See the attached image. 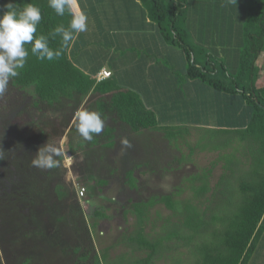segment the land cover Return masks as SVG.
Wrapping results in <instances>:
<instances>
[{
  "label": "trees",
  "instance_id": "16d2710c",
  "mask_svg": "<svg viewBox=\"0 0 264 264\" xmlns=\"http://www.w3.org/2000/svg\"><path fill=\"white\" fill-rule=\"evenodd\" d=\"M9 3L17 9H22L26 3L41 9L42 20L36 37L48 36L61 25L67 28L72 19L67 12L63 17L57 16L48 6V0H0V16L7 11ZM117 3L120 4L118 7ZM76 4L74 7L88 16L87 31L74 34L61 57L53 61L38 60L30 53L31 45H25L29 49L27 63L20 75L10 80L8 87L31 98L26 109L29 112L43 113L44 106L53 108L63 100L79 103L89 95L94 97V110L102 114L106 123L104 130L90 144L109 150L114 148L117 130L131 133L159 131L168 142H176L186 137L190 128L201 127L214 119L213 123L223 127L214 128L209 135L210 149L223 150L236 143V147L244 148L243 153L249 159L246 169H242L243 164L234 157L233 153L237 152L234 149L233 153L218 158L225 159L224 169L230 172V175H222L219 185L224 189L219 193L227 196L224 207L235 205V212L213 216L212 221L205 220V212L197 206L186 203L180 207L174 199V192L151 195L140 201L128 199L120 206L119 214L124 220L128 214L134 216L136 227L125 240L134 246V252H146L131 264H154L163 242L148 239L145 226L150 209L164 205L173 214L183 216L181 226L192 234L185 236L187 243L214 221L221 225L220 230L212 229L193 245L195 264H249L256 248L259 253L264 250V99L257 87V81L263 77V68L255 67L264 48V0H77ZM104 5L113 10L115 19L123 16L128 27L121 29L119 24L109 21V17L103 20L107 16ZM212 27H221L217 30L229 33L231 37L229 40H220L219 37L220 43L216 45ZM237 34L240 37L238 42L235 40ZM140 35L142 43L136 38ZM145 38L148 40L147 50H154L159 44V48L166 51L164 57L156 49L154 54L160 56L153 59L143 48ZM119 40L124 42V47L138 48L124 55V63L117 62L112 54L108 55L109 50L118 46ZM49 44L58 49L62 46L61 38H50ZM97 44L99 48L95 47ZM219 46L221 49H217ZM231 51L235 52L234 55L230 54ZM169 57L173 58L171 64L167 60ZM147 58L153 60L154 67H148L153 76L159 74L165 78L164 104L158 96V86L152 87L147 82L143 85ZM102 71L109 72L110 76L96 81L95 76ZM216 71L225 74L233 87L214 77ZM125 78L128 81H124ZM195 81L197 84L193 83ZM190 85L196 87L194 101L188 92ZM211 93L239 97L229 104L232 108L229 121L218 122L217 119H225L221 109H211L205 100L200 99V94L206 99ZM238 113L242 118L237 119ZM13 137L15 134H0V167L6 160L7 150L4 148ZM234 160H238L237 166ZM180 162L177 158L172 161L175 165ZM147 165H135L127 170L123 184L130 190L136 188L134 171ZM210 171L211 168L202 176L190 177L191 181L203 180L196 189L198 196L208 190L207 174ZM232 183L236 184V192L232 190ZM100 184L105 186L109 181H100ZM57 195L64 197L66 192L59 188ZM35 220L39 222L37 216ZM37 233L43 234V231L40 229ZM108 250L99 254L91 242L81 243L74 249L72 264H112L108 260ZM118 260L124 261L123 255Z\"/></svg>",
  "mask_w": 264,
  "mask_h": 264
},
{
  "label": "rangeland",
  "instance_id": "374dc122",
  "mask_svg": "<svg viewBox=\"0 0 264 264\" xmlns=\"http://www.w3.org/2000/svg\"><path fill=\"white\" fill-rule=\"evenodd\" d=\"M104 7L107 16L103 20L109 17L108 20L119 24L121 29L128 27L123 16L115 19L113 10ZM212 34L218 45L221 32L214 28ZM136 38L142 43V35ZM144 40L143 48L147 51L148 40ZM123 43L119 40L118 46L108 52L119 63H124L125 54L138 50L124 47ZM97 45L95 47L99 48ZM150 56L156 59L160 55L151 52ZM261 57L256 60L255 67L262 66L264 71V54ZM167 60L171 64L173 58ZM228 65L232 67L231 63ZM191 99L196 100L195 97ZM200 99L205 100L201 94ZM30 101L29 96L9 87L0 96V134L16 136L4 148L6 160L0 167V264H72L75 247L88 241L99 254L109 249L108 260L112 264L133 263L146 252H134V246L125 240L136 227L134 216L128 214L124 220L119 214L120 206L128 199L140 201L151 195L174 192L180 207L186 203L197 206L205 212V220L235 212V205L224 207L227 196L219 193L224 189L219 185L222 175H230V172L224 169L225 159L218 158L233 153L234 149L238 152L233 153L234 157L243 164L242 169H246L249 159L243 153L244 148L236 147V143L223 150H211L208 142L214 128L192 127L186 137L176 142H168L159 131L131 133L121 129L115 132V145L109 150L91 146L76 130V112L85 108L94 110V97L89 95L79 103L63 100L53 108L42 106L43 113L26 111ZM124 140L130 146H125ZM46 143L56 146L62 153L57 158L59 166L56 168L40 169L32 164L37 150ZM176 158L181 161L179 165L172 163ZM238 160L233 161L235 166ZM142 164L148 165L134 171L136 188L130 190L123 184L124 174ZM209 168L208 190L198 196L196 189L203 180L191 181L190 177L202 176ZM100 181H109V184L103 186ZM230 185L236 192V184ZM59 188L66 192L64 197L57 195ZM182 219L181 214H173L164 205L150 209L145 233L148 239L163 242L154 264H195L193 245L199 242L198 238L221 228L214 221L187 243L185 236L192 234L182 228ZM40 229L43 234L37 233ZM121 255L124 261L118 260ZM249 264H264V250L259 253L256 248Z\"/></svg>",
  "mask_w": 264,
  "mask_h": 264
},
{
  "label": "clouds",
  "instance_id": "9594fccd",
  "mask_svg": "<svg viewBox=\"0 0 264 264\" xmlns=\"http://www.w3.org/2000/svg\"><path fill=\"white\" fill-rule=\"evenodd\" d=\"M77 0H48V6L57 16L63 17L66 12L72 19L69 26L56 27L48 36H35L42 20L41 9L32 3H26L22 9H17L11 3L6 5L7 11L0 16V96H3L9 86L10 80L20 75V70L25 67L30 53L38 60L53 61L63 54L64 49L73 41L74 34L86 32L88 29V16L81 10L73 11ZM61 38L62 46L58 49L50 47L49 40ZM76 130L84 141L91 142L95 135L100 134L106 121L102 114L87 108L75 114ZM125 146H130L127 140ZM62 153L56 146L44 144L39 147L35 158L32 160L34 167L40 169H53L59 166L58 157ZM2 160V157H0Z\"/></svg>",
  "mask_w": 264,
  "mask_h": 264
},
{
  "label": "crops",
  "instance_id": "0c3cea01",
  "mask_svg": "<svg viewBox=\"0 0 264 264\" xmlns=\"http://www.w3.org/2000/svg\"><path fill=\"white\" fill-rule=\"evenodd\" d=\"M78 13H79V11H78ZM212 28H214V27H212ZM215 29L217 30V28H215ZM230 37H231V35L229 33L224 34L221 31L220 40H229ZM235 40H236V42H238L240 40V37H239L238 34L235 36ZM159 47H160V45L158 44V47L157 48H154V50L157 49L158 51H161V53L163 54V57H164L166 51L165 50H161ZM154 50L151 49V50H147V51L149 53H151V52L154 53L153 52ZM234 53L235 52H233V51L230 52V54H233V55H234ZM263 54H264V52L262 50L258 58L260 59V57L263 56ZM145 62H144L145 65H144V68H143V71H144V74L143 75L144 76H143V79H142L143 80V85H145L144 82H147L148 85H151L152 87L158 86V89H157L158 90V96H160L161 101L164 104L165 103V90H166L165 89V78L162 77L159 74L158 75L156 74V75L153 76V72H151V71L148 70L149 65H152V66L154 65L153 60L151 61L149 58H147ZM262 73L264 74V71ZM214 74H215L214 77H217V78L222 79L227 86L233 87V84L231 83V81L228 80V79H226L224 77V75L222 74V72L216 71ZM219 75H221V77H218ZM193 83L194 84H197L196 81L193 82ZM193 85L192 86L190 85V87H188V92H190V98H192L193 95L196 93V91H195L196 90V87L192 88ZM257 87L259 89V93H260L261 97L264 99V76L261 78L260 82H258ZM210 95L211 96L209 98L206 97V99H205V102H207V106L209 108H211V109H216V110L220 108L221 109L220 112H222V115L225 118V119H223V118L217 119V121L218 122H221V121H229L228 119L232 115V108H230L229 104L230 103H233L231 101H234V100L238 99L239 97L238 96H233V95L228 94V93L221 94L220 96H217L215 94L212 95V93ZM213 96H214V99H212ZM242 110H243V112H245L246 111V107H244ZM240 118H242V116H240V113H238L237 114V119H240ZM213 121H214V119H213ZM213 121L212 122L209 121V122H207L206 125H202L201 127H205V128H220V127H223V126L216 125L215 123H213Z\"/></svg>",
  "mask_w": 264,
  "mask_h": 264
},
{
  "label": "built area",
  "instance_id": "2783aa9c",
  "mask_svg": "<svg viewBox=\"0 0 264 264\" xmlns=\"http://www.w3.org/2000/svg\"><path fill=\"white\" fill-rule=\"evenodd\" d=\"M109 76H110V73L109 72L102 71V72L98 73L95 76V79H96V81H101V80H104V79L108 78Z\"/></svg>",
  "mask_w": 264,
  "mask_h": 264
},
{
  "label": "water",
  "instance_id": "95a60500",
  "mask_svg": "<svg viewBox=\"0 0 264 264\" xmlns=\"http://www.w3.org/2000/svg\"><path fill=\"white\" fill-rule=\"evenodd\" d=\"M264 108V107H263Z\"/></svg>",
  "mask_w": 264,
  "mask_h": 264
}]
</instances>
